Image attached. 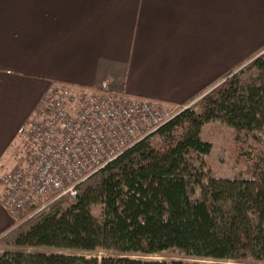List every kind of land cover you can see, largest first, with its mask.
I'll return each mask as SVG.
<instances>
[{"label":"trees","instance_id":"1","mask_svg":"<svg viewBox=\"0 0 264 264\" xmlns=\"http://www.w3.org/2000/svg\"><path fill=\"white\" fill-rule=\"evenodd\" d=\"M211 122L233 129L247 177L213 172L202 138ZM263 129L264 49L90 173L75 199L34 202L0 236V264H264ZM44 247L108 254L19 250ZM166 253L184 260L135 257Z\"/></svg>","mask_w":264,"mask_h":264},{"label":"crops","instance_id":"2","mask_svg":"<svg viewBox=\"0 0 264 264\" xmlns=\"http://www.w3.org/2000/svg\"><path fill=\"white\" fill-rule=\"evenodd\" d=\"M264 49V0H0L1 179L45 92L109 82L172 109Z\"/></svg>","mask_w":264,"mask_h":264},{"label":"built area","instance_id":"3","mask_svg":"<svg viewBox=\"0 0 264 264\" xmlns=\"http://www.w3.org/2000/svg\"><path fill=\"white\" fill-rule=\"evenodd\" d=\"M177 109L115 91L109 82L78 90L50 87L24 123L16 167L1 179V204L16 223L53 195H78L77 185L128 146L167 122Z\"/></svg>","mask_w":264,"mask_h":264},{"label":"rangeland","instance_id":"4","mask_svg":"<svg viewBox=\"0 0 264 264\" xmlns=\"http://www.w3.org/2000/svg\"><path fill=\"white\" fill-rule=\"evenodd\" d=\"M196 102V101H194ZM193 102V103H194ZM255 134L261 139L262 148L264 149V129L258 130ZM202 138L210 142L213 146L211 153L208 155L207 160L212 168L213 172L222 178H238L247 177L248 174L246 169L238 164L235 160L234 145L235 136L232 128L220 122H211L204 126L202 130ZM17 147L12 149V153ZM94 216L101 218L102 206L95 205L92 208ZM25 252H64V253H78L86 257H98L103 258L108 254L104 250H96L92 252L87 251H69V250H59L56 248H23L19 249ZM3 250L0 248V253ZM141 259L148 260H184V257L174 253L166 254H156V255H137L135 256ZM186 260V259H185Z\"/></svg>","mask_w":264,"mask_h":264}]
</instances>
